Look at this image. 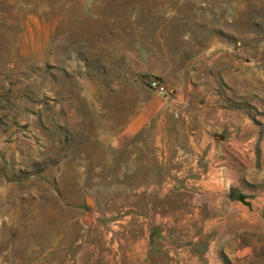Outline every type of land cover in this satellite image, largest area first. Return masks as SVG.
Returning a JSON list of instances; mask_svg holds the SVG:
<instances>
[{"label":"rangeland","instance_id":"obj_1","mask_svg":"<svg viewBox=\"0 0 264 264\" xmlns=\"http://www.w3.org/2000/svg\"><path fill=\"white\" fill-rule=\"evenodd\" d=\"M0 264H264V0H0Z\"/></svg>","mask_w":264,"mask_h":264},{"label":"crops","instance_id":"obj_2","mask_svg":"<svg viewBox=\"0 0 264 264\" xmlns=\"http://www.w3.org/2000/svg\"><path fill=\"white\" fill-rule=\"evenodd\" d=\"M149 73H156L153 68ZM177 111V102L173 99L153 96L143 101L137 112L128 120L126 125L113 139V146L120 149L138 136L151 123L168 119Z\"/></svg>","mask_w":264,"mask_h":264},{"label":"built area","instance_id":"obj_3","mask_svg":"<svg viewBox=\"0 0 264 264\" xmlns=\"http://www.w3.org/2000/svg\"><path fill=\"white\" fill-rule=\"evenodd\" d=\"M149 88L155 92L157 95L166 96L168 95L167 88L162 80L159 78L153 77L148 81Z\"/></svg>","mask_w":264,"mask_h":264}]
</instances>
